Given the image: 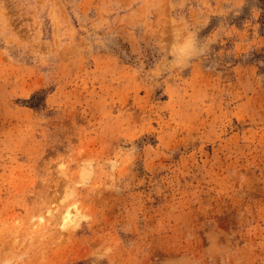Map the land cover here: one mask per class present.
Listing matches in <instances>:
<instances>
[{"label":"rangeland","instance_id":"rangeland-1","mask_svg":"<svg viewBox=\"0 0 264 264\" xmlns=\"http://www.w3.org/2000/svg\"><path fill=\"white\" fill-rule=\"evenodd\" d=\"M0 264H264V0H0Z\"/></svg>","mask_w":264,"mask_h":264},{"label":"bare ground","instance_id":"bare-ground-1","mask_svg":"<svg viewBox=\"0 0 264 264\" xmlns=\"http://www.w3.org/2000/svg\"><path fill=\"white\" fill-rule=\"evenodd\" d=\"M67 216H66V221L70 219V213Z\"/></svg>","mask_w":264,"mask_h":264}]
</instances>
